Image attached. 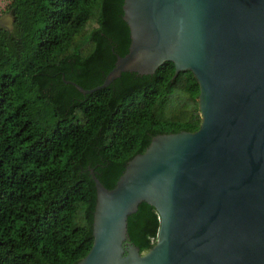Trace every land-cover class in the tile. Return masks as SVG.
<instances>
[{
    "label": "water",
    "instance_id": "1",
    "mask_svg": "<svg viewBox=\"0 0 264 264\" xmlns=\"http://www.w3.org/2000/svg\"><path fill=\"white\" fill-rule=\"evenodd\" d=\"M158 68L188 71L191 128L149 139L103 184L88 169L77 264H264V0H117V45L95 87L65 83L87 95ZM141 203L159 220L146 253L127 233Z\"/></svg>",
    "mask_w": 264,
    "mask_h": 264
},
{
    "label": "trees",
    "instance_id": "2",
    "mask_svg": "<svg viewBox=\"0 0 264 264\" xmlns=\"http://www.w3.org/2000/svg\"><path fill=\"white\" fill-rule=\"evenodd\" d=\"M0 29V264H77L92 194L149 139L191 128L188 71L123 73L93 89L117 45V0H10ZM159 220L128 217L140 253Z\"/></svg>",
    "mask_w": 264,
    "mask_h": 264
},
{
    "label": "rangeland",
    "instance_id": "3",
    "mask_svg": "<svg viewBox=\"0 0 264 264\" xmlns=\"http://www.w3.org/2000/svg\"><path fill=\"white\" fill-rule=\"evenodd\" d=\"M10 0H0V18H10V14L7 13Z\"/></svg>",
    "mask_w": 264,
    "mask_h": 264
}]
</instances>
